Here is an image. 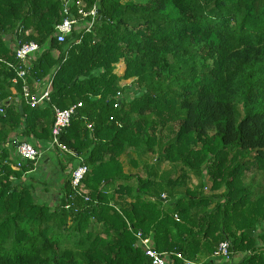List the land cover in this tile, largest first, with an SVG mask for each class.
Wrapping results in <instances>:
<instances>
[{"label": "trees", "instance_id": "1", "mask_svg": "<svg viewBox=\"0 0 264 264\" xmlns=\"http://www.w3.org/2000/svg\"><path fill=\"white\" fill-rule=\"evenodd\" d=\"M73 1L97 7L95 24L59 43L61 0H0V264H151L138 233L167 264H264V195L244 203L227 160L250 151L264 169V0ZM31 41L40 50L17 60ZM9 65L26 69L29 88L48 79L49 101L27 105ZM79 102L60 141L87 166L82 185L68 174L58 200H35L13 137L48 142L53 106ZM130 151L180 162L181 178L206 170L226 189L176 194L152 165L125 172ZM222 241L228 261L213 257Z\"/></svg>", "mask_w": 264, "mask_h": 264}, {"label": "built area", "instance_id": "2", "mask_svg": "<svg viewBox=\"0 0 264 264\" xmlns=\"http://www.w3.org/2000/svg\"><path fill=\"white\" fill-rule=\"evenodd\" d=\"M61 2V20L55 25L54 29V38L56 41L59 43L65 42V39L71 36L74 30H77L76 26L81 20L86 22V26H84L83 29H85L86 32H90L92 26L95 24L97 7L94 5L90 9L85 10L83 9V6L76 5V2L73 0H61ZM39 50L40 47L36 42L31 41L23 43L15 49V58L21 62H24L27 58ZM9 66L12 67L16 73V77L12 79V82L16 84L18 79L22 81L21 97L27 105L34 107L49 101V93L51 89L50 81L46 83L47 85L43 92L40 94L32 93L25 79L26 69L19 65L16 67H13L12 65ZM79 107H81L80 102L66 109H59L53 106L52 110L54 122L51 128V138L49 145L50 149L55 150L60 154L73 156L78 160L79 164H77L70 173V183L76 190H78V188L82 185L81 181L86 175L88 168L82 163L80 158L75 156L74 152L68 149L67 146L60 141V137L65 129L69 127L70 120L76 109ZM2 113L3 109L0 106V114ZM16 144V166L20 167L26 162H30L31 164L36 163L40 155L37 148L28 142H18V139L16 140ZM65 164H67V162ZM162 198H165V196L162 195ZM138 238L145 247L147 246V249H145V254L150 258L151 264H167V258L165 256L148 248L149 239L142 238L140 233H138ZM229 249V242L222 241L219 243L217 249L213 253V257L223 261H228L231 258V252Z\"/></svg>", "mask_w": 264, "mask_h": 264}, {"label": "rangeland", "instance_id": "3", "mask_svg": "<svg viewBox=\"0 0 264 264\" xmlns=\"http://www.w3.org/2000/svg\"><path fill=\"white\" fill-rule=\"evenodd\" d=\"M132 1H138V0H132ZM76 5L79 6H84L82 4V2L80 1H76ZM86 26V22L81 20L79 21L78 25L76 26L77 30L83 29V27ZM168 136L165 135L164 136V140H167ZM60 154H58L59 157ZM41 156H44L43 154H41ZM65 156V155H64ZM62 156L63 159H65L66 161H68L67 163V167L69 165V159L70 156L67 155L68 157H64ZM231 156H233V161H229L230 163L228 164L230 167H235L236 172L235 174H237L235 176V180L237 182V184L240 187H245L246 191L243 192L241 195V197H243V202H247L246 204H250L252 202H255L256 199L261 196L264 195V169L257 167V165L254 162V158H253V153L250 151H242V150H234V153H229L227 155V160H229L231 158ZM43 158V157H42ZM60 162V157L57 158V162ZM156 159L155 156H149V154L146 151H143L141 153V155H137L135 152L130 151V152H126L125 154H123L120 157V160L122 162V167L123 170L125 172H130V171H137L139 169H137L134 165L133 162H136L139 165L142 164H149L153 166V170L155 171V175L156 177H158L160 174H167L171 177V179H175L176 180V184L179 183V185H175L174 187V193L178 194L180 192H183L185 190L186 187H189L191 189L195 188H201L200 190H202V196H209L210 194L212 195H216L218 196L219 194H221L225 189V185L223 182H220V187L218 189H216L218 187V185H216L215 187V182H213V177L208 173H206V170L200 174V175H196L194 174L192 171L187 170L185 172H183L184 178H181V169L182 165L180 164V162L172 164L170 162H167L165 160H160L158 162H154V160ZM42 160V159H41ZM134 160V161H133ZM211 160H209L208 163H210ZM64 164V163H62ZM137 169V170H136ZM204 169V168H203ZM141 176L143 177L144 174L141 173ZM234 174V172H233ZM41 180V179H40ZM233 181V180H232ZM42 182V181H41ZM44 183V181H43ZM121 183L120 181H117L113 186L110 187L111 189H108L106 191V195L112 198H117V194L114 193V189L117 187V184ZM41 184V183H39ZM46 184V183H45ZM44 184V185H45ZM128 184H132L131 182H129ZM41 187H43L42 185H37L34 186V192L33 195L35 197V200H42L40 198V189ZM216 189V190H215ZM57 193H55L54 195H56ZM217 200V199H215ZM216 202V201H215ZM213 205V203L211 204V206ZM177 218V217H176ZM174 217V219H176ZM254 221V220H253ZM255 226L259 227L258 229L260 230V228L264 225H262L260 222H255ZM100 227V226H99Z\"/></svg>", "mask_w": 264, "mask_h": 264}, {"label": "crops", "instance_id": "4", "mask_svg": "<svg viewBox=\"0 0 264 264\" xmlns=\"http://www.w3.org/2000/svg\"><path fill=\"white\" fill-rule=\"evenodd\" d=\"M29 59L30 58H27L26 60H29ZM47 82H48V79H45V80L40 81V82H34L32 87H31L32 89L30 88L31 92L36 93V94H40L41 92L44 91V89L47 85L46 84ZM20 137L21 136H14L13 139L17 140ZM27 140L30 142V144H32L35 148H37L40 155H39V159L36 161V163L33 164L32 169L28 170L24 174L25 178H30V177L34 178L33 179L35 181V182H33L34 186H37V185L41 186L42 185L43 187H48L49 191H50L49 194L48 193L44 194L42 191L43 187H41L39 192H41L40 198L42 200H39V201L52 204V203H54V200H56V199L58 200L61 196L60 187H61V184H62L65 176L70 174L69 172L71 171V169H70L71 164H69L67 167V164H65V163L66 162L68 163V161H66L65 159L62 158V156H64V154H60L57 151L50 149V146H49L50 140L48 142H42L40 139H35L34 137H29ZM41 154H43L44 156H41ZM56 154H60L59 155V157L61 158L60 162L56 161L57 158H59L58 155H56ZM11 156L13 157L14 160H16L17 159L16 151L13 153L11 152ZM64 157L67 158L68 157L67 154ZM62 163H64V164H62ZM61 164L63 166L64 171L61 170V168H62ZM43 181H44V183H43ZM39 183H41V184H39ZM55 193H57V194L54 195Z\"/></svg>", "mask_w": 264, "mask_h": 264}, {"label": "water", "instance_id": "5", "mask_svg": "<svg viewBox=\"0 0 264 264\" xmlns=\"http://www.w3.org/2000/svg\"><path fill=\"white\" fill-rule=\"evenodd\" d=\"M6 104H8V101H5V102L1 103V105H6ZM248 233H249V235L253 234L251 231H249Z\"/></svg>", "mask_w": 264, "mask_h": 264}]
</instances>
